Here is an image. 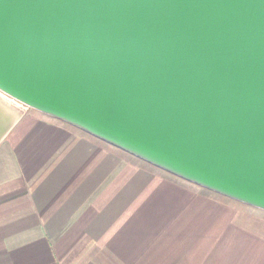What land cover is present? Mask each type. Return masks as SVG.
I'll return each mask as SVG.
<instances>
[{"label": "water", "instance_id": "obj_1", "mask_svg": "<svg viewBox=\"0 0 264 264\" xmlns=\"http://www.w3.org/2000/svg\"><path fill=\"white\" fill-rule=\"evenodd\" d=\"M27 108L264 211V0H0V143Z\"/></svg>", "mask_w": 264, "mask_h": 264}, {"label": "crops", "instance_id": "obj_2", "mask_svg": "<svg viewBox=\"0 0 264 264\" xmlns=\"http://www.w3.org/2000/svg\"><path fill=\"white\" fill-rule=\"evenodd\" d=\"M28 109L0 143V264H264V211Z\"/></svg>", "mask_w": 264, "mask_h": 264}, {"label": "rangeland", "instance_id": "obj_3", "mask_svg": "<svg viewBox=\"0 0 264 264\" xmlns=\"http://www.w3.org/2000/svg\"><path fill=\"white\" fill-rule=\"evenodd\" d=\"M28 110H30V109H28ZM203 192L206 193V191H204V190H203Z\"/></svg>", "mask_w": 264, "mask_h": 264}]
</instances>
